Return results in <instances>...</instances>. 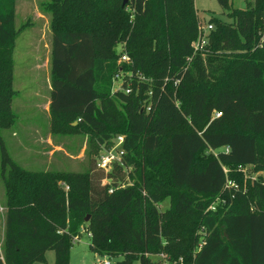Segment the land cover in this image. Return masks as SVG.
<instances>
[{
	"label": "trees",
	"instance_id": "1",
	"mask_svg": "<svg viewBox=\"0 0 264 264\" xmlns=\"http://www.w3.org/2000/svg\"><path fill=\"white\" fill-rule=\"evenodd\" d=\"M216 2L230 21L210 17L193 51V0H48L50 131L96 134L104 145L121 134L123 154L107 173L2 170L4 264L43 263L47 250L52 264H68L81 232L93 253L120 256L116 264H158L149 255L159 252L181 264H264V178L236 170L262 161L264 0ZM14 38L0 0V130L13 117ZM120 42L135 78L110 94Z\"/></svg>",
	"mask_w": 264,
	"mask_h": 264
},
{
	"label": "rangeland",
	"instance_id": "2",
	"mask_svg": "<svg viewBox=\"0 0 264 264\" xmlns=\"http://www.w3.org/2000/svg\"><path fill=\"white\" fill-rule=\"evenodd\" d=\"M1 1L13 11L15 38L9 85L12 91L9 105L13 117L6 128L0 130V145L3 149L0 150V245L5 230V215L8 209L6 201L9 196L2 170L3 173L7 172L13 164L29 172H80L96 167V157L102 152L96 134L61 135L50 131L48 103L51 32L50 13L45 6L48 0ZM231 1L232 5L238 8L251 7L253 4V0ZM193 7L199 26L204 27L212 16L222 21H230L226 11L220 8L216 0H193ZM262 39L264 29L260 32V40ZM114 49L117 53V70L110 78V94L122 91V87H130L132 79L135 78L127 70L130 60L126 55L124 43H117ZM206 51L203 49L202 56ZM257 147L262 157L261 162L256 166L236 167L244 179L264 178V168H256L264 164V135L258 137ZM58 184L62 185L59 182ZM218 202L219 199L216 198L211 208ZM167 206V198L156 204L159 210ZM189 222L190 220H186L182 223L188 225ZM88 244L87 234L81 232L77 239L72 241L68 264H102L104 259L108 260L109 264H116L120 259L117 255L99 256L89 249ZM44 256L45 262L34 264L53 263L54 255L51 250L45 251ZM150 259L154 258L150 256ZM0 260V264H4L1 248Z\"/></svg>",
	"mask_w": 264,
	"mask_h": 264
},
{
	"label": "built area",
	"instance_id": "3",
	"mask_svg": "<svg viewBox=\"0 0 264 264\" xmlns=\"http://www.w3.org/2000/svg\"><path fill=\"white\" fill-rule=\"evenodd\" d=\"M212 29V24L207 23L204 27L198 26L197 27V37L194 41L191 42V46L193 48V51L201 50L203 45L206 43L207 40V33L209 30ZM124 89V90H123ZM122 90L127 93L129 92V87L125 86V88L122 87ZM147 109V108H146ZM219 113H215V115H218ZM123 142V135L118 134L114 137H111L109 140L108 145L101 144L102 146V152L98 154L96 157L95 165L98 169H101L104 172H109L114 164H121V155L123 154V150L121 147V144ZM107 179L104 178L102 180V184L107 183ZM67 187L64 186V189ZM112 188L108 187L107 192H112ZM88 235V234H87ZM77 237H73V240H76ZM203 243L202 237H199V240L196 245V249H198L201 244ZM152 256L155 261L158 262V264H181L182 260L181 258H177L174 260H170L166 257V255L163 252L155 253L153 255H149V257ZM102 264H109V261L104 259Z\"/></svg>",
	"mask_w": 264,
	"mask_h": 264
},
{
	"label": "crops",
	"instance_id": "4",
	"mask_svg": "<svg viewBox=\"0 0 264 264\" xmlns=\"http://www.w3.org/2000/svg\"><path fill=\"white\" fill-rule=\"evenodd\" d=\"M68 262H69V259H68ZM32 264H34V263H32Z\"/></svg>",
	"mask_w": 264,
	"mask_h": 264
},
{
	"label": "water",
	"instance_id": "5",
	"mask_svg": "<svg viewBox=\"0 0 264 264\" xmlns=\"http://www.w3.org/2000/svg\"><path fill=\"white\" fill-rule=\"evenodd\" d=\"M86 218H87V217H86ZM86 218H85V219H86Z\"/></svg>",
	"mask_w": 264,
	"mask_h": 264
}]
</instances>
